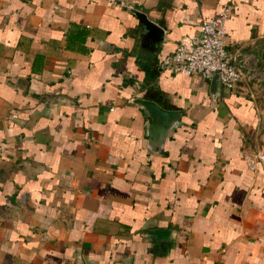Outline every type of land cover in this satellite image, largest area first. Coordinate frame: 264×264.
<instances>
[{"label": "crops", "instance_id": "crops-1", "mask_svg": "<svg viewBox=\"0 0 264 264\" xmlns=\"http://www.w3.org/2000/svg\"><path fill=\"white\" fill-rule=\"evenodd\" d=\"M125 1L0 0V264H264L263 89L157 69L223 4L255 50L264 0ZM135 99L181 112L159 149Z\"/></svg>", "mask_w": 264, "mask_h": 264}, {"label": "built area", "instance_id": "built-area-1", "mask_svg": "<svg viewBox=\"0 0 264 264\" xmlns=\"http://www.w3.org/2000/svg\"><path fill=\"white\" fill-rule=\"evenodd\" d=\"M109 5L127 7L125 0H107ZM231 7L223 4L213 18H199L197 33L185 42H178L174 50L161 58L159 71H170L188 75H198L210 79L217 75L222 89L232 92L248 85H258L264 91V44L255 50L228 47L225 42L226 21ZM264 160V148L247 158L250 169L255 162Z\"/></svg>", "mask_w": 264, "mask_h": 264}, {"label": "water", "instance_id": "water-1", "mask_svg": "<svg viewBox=\"0 0 264 264\" xmlns=\"http://www.w3.org/2000/svg\"><path fill=\"white\" fill-rule=\"evenodd\" d=\"M131 11L136 17L138 25L146 31L147 36L156 40L161 38L162 30L151 22L144 13L132 9ZM210 82L211 96L214 97L213 95H218L220 88L216 74L212 75ZM134 103L148 118L146 130L150 148H153V150L159 149L169 130L179 123L181 112L163 110L150 100L135 99ZM172 233L170 229H159L147 231L145 235L152 236L156 241H160L171 239Z\"/></svg>", "mask_w": 264, "mask_h": 264}]
</instances>
